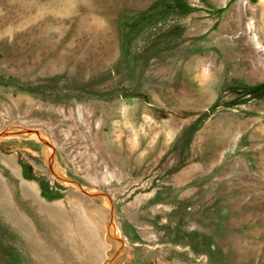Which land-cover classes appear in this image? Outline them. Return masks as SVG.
Listing matches in <instances>:
<instances>
[{
  "label": "rangeland",
  "instance_id": "374dc122",
  "mask_svg": "<svg viewBox=\"0 0 264 264\" xmlns=\"http://www.w3.org/2000/svg\"><path fill=\"white\" fill-rule=\"evenodd\" d=\"M261 81L264 0H0V264H264Z\"/></svg>",
  "mask_w": 264,
  "mask_h": 264
},
{
  "label": "bare ground",
  "instance_id": "6f19581e",
  "mask_svg": "<svg viewBox=\"0 0 264 264\" xmlns=\"http://www.w3.org/2000/svg\"><path fill=\"white\" fill-rule=\"evenodd\" d=\"M254 37H255V35H254ZM6 129H9V131H13L15 129H17V130H24V128L19 127V126H10V127H7ZM35 133L40 134L39 130H34V129H30L29 131H21V132H19L17 134H20V135H23V136L27 137V136H31V135H33ZM11 134H16V133H9V135H11ZM43 140H44V138H43ZM46 144H48V142ZM46 155H47V157L49 159L50 158L53 159V161H52V159L50 160V162L52 163L51 164L52 165V169L54 171V174L57 175L60 180L66 181V182H69V183L76 184L81 189L83 188V186H81L80 184L72 181L69 177L65 176L62 173L61 167L59 166L58 162L54 158L53 149L49 145H47V147H46ZM102 195H104V194H102ZM116 236H120V231H119L118 227H116V223L113 221L112 226H111V234H110V237H111V240H112L113 244L115 245L117 251L119 253H121L124 250V246L126 245V242L124 241V239L123 240L122 239H120V240L117 239ZM119 257H120V255H119ZM115 262L116 261L113 258H109L106 261V264H114Z\"/></svg>",
  "mask_w": 264,
  "mask_h": 264
},
{
  "label": "water",
  "instance_id": "95a60500",
  "mask_svg": "<svg viewBox=\"0 0 264 264\" xmlns=\"http://www.w3.org/2000/svg\"><path fill=\"white\" fill-rule=\"evenodd\" d=\"M30 129L31 128L26 127V128H24V130H17V129H15L13 131H9V129L3 128V129H0V137L1 136H4V135H9V133H19L21 131H29ZM44 142L47 143L46 140ZM81 190L83 192H85L86 194H88V195H102V194H104L101 191H87V190H85L83 188ZM116 238L119 239V240L121 239L120 236H116Z\"/></svg>",
  "mask_w": 264,
  "mask_h": 264
},
{
  "label": "trees",
  "instance_id": "16d2710c",
  "mask_svg": "<svg viewBox=\"0 0 264 264\" xmlns=\"http://www.w3.org/2000/svg\"><path fill=\"white\" fill-rule=\"evenodd\" d=\"M249 89L252 93H260V94L264 93V81L250 85Z\"/></svg>",
  "mask_w": 264,
  "mask_h": 264
}]
</instances>
